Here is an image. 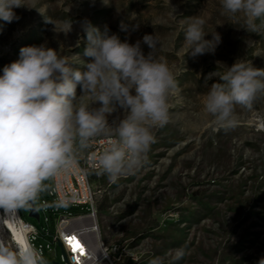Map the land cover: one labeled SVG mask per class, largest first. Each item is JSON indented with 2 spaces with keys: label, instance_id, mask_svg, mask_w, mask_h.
<instances>
[{
  "label": "rangeland",
  "instance_id": "374dc122",
  "mask_svg": "<svg viewBox=\"0 0 264 264\" xmlns=\"http://www.w3.org/2000/svg\"><path fill=\"white\" fill-rule=\"evenodd\" d=\"M25 4L28 7L14 10L17 21L0 20V75L6 64L19 58L21 47L42 43L83 70L88 58L81 23L87 19L101 32L115 33L129 43L154 34L158 45L153 56L166 61L175 77L169 122L152 129L155 142L143 165L115 182L106 174L94 179L102 190L97 200L102 236L107 245L119 243L129 253L122 264L149 263L156 256L163 257L164 264H257L264 257V92L251 108L236 106L238 123L228 131L213 130V117L202 102L218 79L206 81L209 73L223 75L241 60L264 68V30L247 32L243 14L234 18L221 0H25ZM200 13L206 20L205 33H220L221 43L214 53L192 57L184 39L186 18ZM121 23L129 25L127 31L121 30ZM132 25L139 27L133 30ZM142 49L145 55L150 51L144 44ZM81 95L78 89V100ZM84 103L90 110L99 107L88 94ZM124 115L117 107L107 116L109 124L115 127ZM45 195L41 190L35 199L40 220L28 215L30 205L20 208L38 230L35 239L30 233L28 238L43 264H65L62 249L52 238L50 213L41 205ZM62 209L86 211L81 205ZM21 219L19 208L17 212L0 207V242L21 247L17 239L23 233ZM181 247L185 255L173 262L169 253Z\"/></svg>",
  "mask_w": 264,
  "mask_h": 264
},
{
  "label": "clouds",
  "instance_id": "9594fccd",
  "mask_svg": "<svg viewBox=\"0 0 264 264\" xmlns=\"http://www.w3.org/2000/svg\"><path fill=\"white\" fill-rule=\"evenodd\" d=\"M221 3L234 18L243 14L247 32L264 30V0ZM21 7H28L25 0H0V20L6 24L17 21L14 10ZM171 7L177 17L175 7ZM186 19L188 54L214 53L221 43L220 33H205L206 20L201 13ZM120 27L127 31L129 25L121 23ZM138 27L132 25L133 30ZM81 28L87 40L84 56L88 58L83 70L73 67L67 56L59 55L46 43L21 47L19 58L2 69L0 207L29 205L42 190L43 181L75 165L76 146L90 148L99 136L107 138L105 145L102 151L91 154L89 163L115 182L143 165L155 142L152 129L169 122V99L177 86L167 62L153 56L158 45L155 35L145 34L142 40L129 43L115 33L101 32L87 19ZM209 34L211 39H206ZM142 44L150 49L147 55ZM213 77L218 79L209 87L203 108L213 117L214 131H228L238 123L236 106L251 108L258 94L264 92V68L241 60L228 66L223 75L215 71L205 80ZM78 89L82 94L79 100ZM84 94L99 107L90 110ZM117 107L125 115L112 127L107 116ZM169 255L175 262L185 251L181 247ZM0 264H43V259L31 246L13 249L0 242ZM149 264H164V258L156 256ZM257 264H264V257Z\"/></svg>",
  "mask_w": 264,
  "mask_h": 264
},
{
  "label": "built area",
  "instance_id": "2783aa9c",
  "mask_svg": "<svg viewBox=\"0 0 264 264\" xmlns=\"http://www.w3.org/2000/svg\"><path fill=\"white\" fill-rule=\"evenodd\" d=\"M103 147L101 139L90 148L80 149L76 146L73 154L75 165L58 176L51 177L50 188L46 189L42 185V191L46 195L41 205L50 213L53 223L52 238L54 241H61L67 253V264H122V257L129 254L119 243L107 245L101 232L97 200L102 190L94 184L99 173L89 163V157L93 152L102 151ZM67 205L85 206L86 211L72 213L62 209ZM45 220L49 221V216H45ZM21 222L35 239L38 234L36 226L24 219ZM67 236H76L82 250L74 251L66 241Z\"/></svg>",
  "mask_w": 264,
  "mask_h": 264
},
{
  "label": "bare ground",
  "instance_id": "6f19581e",
  "mask_svg": "<svg viewBox=\"0 0 264 264\" xmlns=\"http://www.w3.org/2000/svg\"><path fill=\"white\" fill-rule=\"evenodd\" d=\"M99 139H101V145H105V142H106L107 138L104 137V136H99V137H97L95 139V143L92 146H94L96 143H98ZM17 212H18V209H17ZM22 226H23V233H22V235L18 236V238H17L18 239V243L21 245V247L31 246L33 248L32 244H31V242L29 241V238H28L29 230L27 229V227L25 225H22Z\"/></svg>",
  "mask_w": 264,
  "mask_h": 264
},
{
  "label": "water",
  "instance_id": "95a60500",
  "mask_svg": "<svg viewBox=\"0 0 264 264\" xmlns=\"http://www.w3.org/2000/svg\"><path fill=\"white\" fill-rule=\"evenodd\" d=\"M29 205H30V208H29V213H28V215H29L30 217H32V218H35V219H37V220H40V213H39V210H38L37 207H36L35 200H34L33 202H30ZM56 241H57L58 245H59V246L61 247V249H62V252H63V254H64V256H65V264H67V262H68V259H67V253H66V251H65V249H64V247H63L61 241L58 240V239H57ZM53 264H61V263L58 262V261H54Z\"/></svg>",
  "mask_w": 264,
  "mask_h": 264
},
{
  "label": "snow or ice",
  "instance_id": "6c2138e0",
  "mask_svg": "<svg viewBox=\"0 0 264 264\" xmlns=\"http://www.w3.org/2000/svg\"><path fill=\"white\" fill-rule=\"evenodd\" d=\"M66 241L70 246H72L74 251L77 249L82 250L81 245H80L79 241L77 240L76 236H67Z\"/></svg>",
  "mask_w": 264,
  "mask_h": 264
},
{
  "label": "trees",
  "instance_id": "16d2710c",
  "mask_svg": "<svg viewBox=\"0 0 264 264\" xmlns=\"http://www.w3.org/2000/svg\"><path fill=\"white\" fill-rule=\"evenodd\" d=\"M42 185H44V186L46 187V189H48V188H50L51 181H49V183H47V182L44 181V182L42 183ZM19 211H20V213H21V217H22L24 220L28 221V220L26 219V215L21 211L20 208H19Z\"/></svg>",
  "mask_w": 264,
  "mask_h": 264
}]
</instances>
